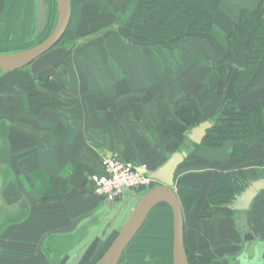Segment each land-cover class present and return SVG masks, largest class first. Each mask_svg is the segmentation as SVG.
I'll use <instances>...</instances> for the list:
<instances>
[{
    "label": "crops",
    "instance_id": "0c3cea01",
    "mask_svg": "<svg viewBox=\"0 0 264 264\" xmlns=\"http://www.w3.org/2000/svg\"><path fill=\"white\" fill-rule=\"evenodd\" d=\"M261 1L222 0L209 39H187L170 50L128 39L125 24L138 0H93L81 5L70 23L76 45L63 69L47 68L35 76L24 67L0 74V264L99 261L132 214L133 200L145 192L113 202L93 195L90 179L105 156L152 173L173 152H190L176 172L175 189L177 194L182 186L199 191L184 214L185 245L198 264L237 259L246 229L264 242V190L247 211L224 205L213 207L219 216L204 217L215 172L244 169L249 180L264 176L260 144L234 156L229 144L194 148L190 140L177 149L176 139L164 137L165 121L190 100L201 109L200 122L211 123L229 101L248 110L264 102L263 70L242 96L234 89L237 61L230 62L215 88L208 70L227 57V36L242 10L253 12ZM45 2L52 17L55 2ZM27 18L32 27L35 3ZM152 212L168 216L170 226L159 235L163 248L142 257L169 264L173 211L160 203ZM133 240L118 264L124 256L126 264L138 258ZM254 244L249 243L250 256Z\"/></svg>",
    "mask_w": 264,
    "mask_h": 264
},
{
    "label": "trees",
    "instance_id": "16d2710c",
    "mask_svg": "<svg viewBox=\"0 0 264 264\" xmlns=\"http://www.w3.org/2000/svg\"><path fill=\"white\" fill-rule=\"evenodd\" d=\"M92 1L72 0V19L77 7ZM221 2L222 0H138L126 21L125 32L128 39L135 43L170 50L187 39H209ZM70 30L71 24L64 38L70 36ZM227 43L228 55L225 60L214 62L208 67L211 88H215L219 77L226 75L230 62L237 61L239 68L235 73L234 89L237 96H242L254 87L259 73L264 71V0L253 12L242 10L237 24L227 36ZM200 119V107L194 100H190L165 121L164 137L176 139L179 149L180 143L190 141L188 134L201 123ZM190 142L194 148L200 145L221 147L229 144L234 156L244 154L253 144H260L259 162L264 166V102L254 110L239 106L236 100L227 102L213 119L212 127L208 129L203 142ZM248 180V173L244 169L215 172L209 191L210 207L204 217L214 218L217 211L212 208L229 205L235 195L248 186ZM198 192L195 186L178 188L184 214L191 210L198 199ZM186 250L190 264H198L187 247Z\"/></svg>",
    "mask_w": 264,
    "mask_h": 264
},
{
    "label": "water",
    "instance_id": "95a60500",
    "mask_svg": "<svg viewBox=\"0 0 264 264\" xmlns=\"http://www.w3.org/2000/svg\"><path fill=\"white\" fill-rule=\"evenodd\" d=\"M58 21L49 37L35 46L21 51L0 54V71L8 73L24 67H30L33 75L38 76L47 68L65 67V60L69 56V47L59 46L72 20V0H56ZM6 0H0V16L5 10ZM35 18L37 31L42 33L47 25L48 11L45 0H35ZM212 127L209 121L201 122L191 129L188 138L201 144L207 131ZM190 156L187 150H177L168 160L152 173L146 169L135 167L139 172L156 181L158 184L145 192L134 207L129 219L119 231L118 235L96 264H118L125 249L138 234L150 212L160 203H168L174 216L173 233V262L174 264H189L185 245L184 210L175 189V178L178 168ZM264 190V176L257 180H249L248 186L236 194L229 206L237 211H247L254 199ZM132 188L121 190L123 198L130 196ZM239 223V222H238ZM240 230L242 225L239 224ZM245 242L244 251L237 258L239 264H264V242L257 240L249 229L243 231ZM255 242L254 255L248 254L249 243Z\"/></svg>",
    "mask_w": 264,
    "mask_h": 264
},
{
    "label": "rangeland",
    "instance_id": "374dc122",
    "mask_svg": "<svg viewBox=\"0 0 264 264\" xmlns=\"http://www.w3.org/2000/svg\"><path fill=\"white\" fill-rule=\"evenodd\" d=\"M54 2L53 16L49 17L47 26L45 27L44 31L42 33H39L37 31L36 22L32 24V27L30 24H28L30 26L27 25V15L28 12L30 13V15L33 14L35 0H6L5 10L0 16V54L24 50L26 48L32 47L39 42H42L47 37H49L54 31L58 21V8L56 0H54ZM77 10L78 7L75 10L74 16ZM63 44L67 47H70V50H74L76 44L73 40L72 33L70 34V36L65 37L59 45L61 46ZM1 73L2 71H0V74ZM154 185H156V182L154 183ZM140 192L143 193L142 191ZM145 192H147V190H145ZM137 202L138 200H133L132 204L134 205V207ZM212 210L214 211V208H212ZM152 211L150 212L151 215L149 214L142 228L133 240L131 249L138 250V252L140 251L138 253V258L133 260L134 264H151V260L149 258L142 257L143 253H149L150 251L157 250L160 251L164 246V243L160 242L158 239H161V236H159L160 234L162 235V233H167L166 225L170 226L169 221H167L168 216H166L164 213L161 214L159 212H154V214H152ZM219 215L220 214L216 212L214 213L213 217H217ZM172 225L173 215L171 216V227ZM171 233L173 237L172 228ZM249 253L251 254V252ZM168 259L169 264H173L172 257L169 256ZM126 262L127 260L124 256L121 264H126ZM218 263L219 262H217V259L213 260V264ZM219 264L239 263L237 259L233 257L231 259H223V261H220Z\"/></svg>",
    "mask_w": 264,
    "mask_h": 264
},
{
    "label": "built area",
    "instance_id": "2783aa9c",
    "mask_svg": "<svg viewBox=\"0 0 264 264\" xmlns=\"http://www.w3.org/2000/svg\"><path fill=\"white\" fill-rule=\"evenodd\" d=\"M90 181V192L106 202H113L122 196L123 188H132V195L152 188L155 183L132 164L114 156H105L102 159L101 170L92 175Z\"/></svg>",
    "mask_w": 264,
    "mask_h": 264
},
{
    "label": "flooded vegetation",
    "instance_id": "af4514ba",
    "mask_svg": "<svg viewBox=\"0 0 264 264\" xmlns=\"http://www.w3.org/2000/svg\"><path fill=\"white\" fill-rule=\"evenodd\" d=\"M48 19H49V17H48ZM47 23H48V21H47ZM46 26H47V25H46ZM39 43H40V42H39ZM37 44H38V43H37ZM37 44H35V45H37ZM59 44H60V43H59ZM59 44H58V45H59ZM35 45H33V46H35ZM59 46H60V45H59ZM61 46H63V47H67V46H66V45H64V44H63V45H61ZM238 263H239V261H238Z\"/></svg>",
    "mask_w": 264,
    "mask_h": 264
}]
</instances>
